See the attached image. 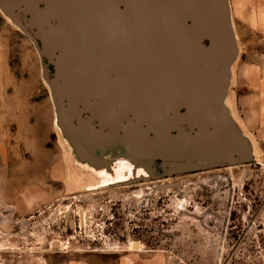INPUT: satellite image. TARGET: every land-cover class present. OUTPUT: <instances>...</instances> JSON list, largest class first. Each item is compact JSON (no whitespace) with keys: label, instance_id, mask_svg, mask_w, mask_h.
Segmentation results:
<instances>
[{"label":"rangeland","instance_id":"obj_1","mask_svg":"<svg viewBox=\"0 0 264 264\" xmlns=\"http://www.w3.org/2000/svg\"><path fill=\"white\" fill-rule=\"evenodd\" d=\"M30 35L0 0V264H264V150L75 137Z\"/></svg>","mask_w":264,"mask_h":264},{"label":"water","instance_id":"obj_2","mask_svg":"<svg viewBox=\"0 0 264 264\" xmlns=\"http://www.w3.org/2000/svg\"><path fill=\"white\" fill-rule=\"evenodd\" d=\"M3 2L52 65L57 123L75 137L189 139L244 160L249 142L224 104L237 53L227 0Z\"/></svg>","mask_w":264,"mask_h":264},{"label":"crops","instance_id":"obj_3","mask_svg":"<svg viewBox=\"0 0 264 264\" xmlns=\"http://www.w3.org/2000/svg\"><path fill=\"white\" fill-rule=\"evenodd\" d=\"M227 2L237 53L230 70L225 106L240 132L252 143L253 149L262 151L264 150V0H227ZM164 264L169 263L165 260Z\"/></svg>","mask_w":264,"mask_h":264},{"label":"bare ground","instance_id":"obj_4","mask_svg":"<svg viewBox=\"0 0 264 264\" xmlns=\"http://www.w3.org/2000/svg\"><path fill=\"white\" fill-rule=\"evenodd\" d=\"M57 122H58L57 119H55V123H56V124H58Z\"/></svg>","mask_w":264,"mask_h":264}]
</instances>
